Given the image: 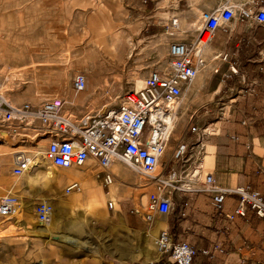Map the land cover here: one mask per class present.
Masks as SVG:
<instances>
[{"label":"crops","instance_id":"crops-1","mask_svg":"<svg viewBox=\"0 0 264 264\" xmlns=\"http://www.w3.org/2000/svg\"><path fill=\"white\" fill-rule=\"evenodd\" d=\"M100 1L102 3H93L84 5V7L106 8L104 2L108 4L113 2V5L120 11L122 22H131L130 24L137 28L138 38L153 37L152 42L159 41L160 43L163 40L168 42V45L172 41L192 42L195 40L202 24V12H216L226 3L235 10V16L228 27L237 23L243 26L252 24L260 26L258 32L253 36V38L257 37V59L252 60V64L244 71L248 80L235 81L238 74H232L229 70L230 62L236 68L238 65L233 62L235 53L228 44L232 36L222 33L227 27L225 30L218 28L210 43L202 48L201 55L207 59L203 68H199L196 77L183 85L179 109L183 105H190L191 109L187 118L182 115L178 116L174 133L169 140L167 139L166 148L159 159L158 170L155 173L157 175L155 176L161 179L166 178L170 170H176L179 181L188 185V189L173 188L171 184H167L163 188L162 194L170 202V211L168 213L155 211L152 213V218L145 221L144 214L147 212L149 195L158 193L157 188L160 182L157 178L152 181L144 178L145 181L141 180L138 172L131 170L119 161L112 163L108 168L111 174L112 172L115 174H112L113 183L110 184V186L113 185V188L111 189L109 186V190L105 191L101 185L104 196H98V199L101 211L104 210L105 205V208L120 218L121 224L126 230L133 234H141L142 241L135 242L131 258L138 255L137 250L146 248L144 243H148L151 237H156L161 230H167L174 235L175 239L189 243L196 250L192 264H261L264 259V218L258 217L252 210H247L243 216L234 215L232 218H228V215L233 214L236 205L235 197L226 195L220 206L215 207L212 192L205 190L201 181H188L185 174L189 170L188 166L198 163L200 174H211L217 187L227 189L237 185H249L255 190L264 192V27L237 16L240 8H255L254 1L262 6L264 0ZM36 6L43 7L42 5ZM48 8L54 9V0ZM172 18L177 19L174 27L171 26ZM93 26L89 29L85 28L83 34L86 36L89 33V39L91 38L95 43L97 40L99 41L96 43L97 45H94L99 48L87 49L100 57L95 62L98 65L92 66L90 54L85 55L82 61L90 63L91 67L95 68L98 80L104 84L102 69L99 67L103 68L104 66V60L109 52L105 42L113 30L103 33L104 28H101L100 34L95 32L90 37L92 32L98 30L93 29ZM101 40L103 43L100 42ZM42 47L43 45H41ZM115 54L121 59L120 61L116 60L111 67L123 71L125 63L119 48ZM220 56L223 57L224 63H227L225 71H220L219 66L215 68L210 66V61ZM30 61H32L30 67L34 66L35 78L36 61L34 59ZM54 62L59 63L57 60ZM69 63H71L69 58L65 62L59 63L60 72L66 77L71 74ZM84 65L88 67V65ZM154 65L162 69L161 66H156V63ZM20 67L27 68V66ZM237 70V73H240V69L237 68ZM118 73L120 74V71ZM64 95L68 106L74 108L68 112L64 107L65 112H68L67 114L70 116L84 108L95 113L97 102L92 99L91 95L83 96L89 100L88 102L86 99H79L77 102L78 97L70 96L67 92H64ZM84 103L87 106L82 108ZM103 107L101 105L99 110ZM194 123L198 124L200 128L211 123L212 127L208 134L200 137V130L197 133L189 130ZM0 131L3 130L0 129ZM8 133H4L5 140L12 142L10 145L13 146V149L3 151L1 150L3 145L0 143V197L17 193L19 196L14 195L18 198L17 210L20 208L29 210L33 203L36 204L40 201H54V196H41L44 189L54 192V184L59 183V181L54 182L55 171L52 166H44L46 161L39 159V163L33 166L32 171L21 175L13 174V152L22 150V148L17 147V143L10 139ZM47 142L46 138H41L33 143H25L33 150V153L27 151L33 157L31 160L42 158L39 155V150L40 147L45 150ZM182 142L187 144L189 161L180 166V162L173 159L172 153L176 145ZM95 161L94 158H88L80 167L63 168L64 171L60 172L64 176L62 181L69 183L74 180L79 185L77 180H86L87 177L100 180L103 170H99V165ZM42 169L44 170L42 171ZM67 171H73L75 174L72 176ZM41 180L42 182L38 183ZM81 197L87 199L89 196ZM108 201L113 202L112 208L107 207ZM52 207L54 213L53 204ZM18 215L21 216V213ZM214 246L220 248L221 251L214 249ZM202 250L210 252L203 255ZM159 259L160 254H152L147 262Z\"/></svg>","mask_w":264,"mask_h":264},{"label":"rangeland","instance_id":"rangeland-1","mask_svg":"<svg viewBox=\"0 0 264 264\" xmlns=\"http://www.w3.org/2000/svg\"><path fill=\"white\" fill-rule=\"evenodd\" d=\"M51 3L52 0H0V77H2L0 83L4 84L6 81L7 68L3 67L27 66L23 69L25 73L20 86L8 92L13 97H19L16 101L18 105L24 102L39 103L45 98L57 96L63 99L65 109L72 111L74 108H70L65 102L64 92H67L70 96L78 97L77 102L79 99H86L84 95H91L97 102L95 110L97 112L101 105L114 106L125 92L141 87L149 70L157 68L155 63L156 66L166 69L168 42L163 40L160 43L152 42L153 37L138 38L137 28L130 24L131 22H122L120 11L113 2L111 4L104 2L106 8H87L84 5L102 2L100 0H54V9L48 8ZM92 25H94L93 29L98 30L92 32L90 37L95 32L100 34L101 28H104L103 33L113 30L111 34L115 33L119 36V49L125 63L123 71L111 67L116 60L120 61L121 57L115 54L118 49L114 50L107 46L109 57L104 60V66L101 64L103 68L99 67L102 69L104 84L98 80L95 68H92L90 63L82 61L85 55L90 54L93 65L97 66L95 62L100 58L87 50L89 48L95 50L99 47L92 46L94 40L89 39V33L86 36L83 34L84 29L92 28ZM259 27L256 24L243 26L237 23L230 25L225 32H222L232 36L228 44L235 53L233 62L240 69V73H235L238 74L235 81L248 80L244 71L252 64V60L257 59V37L253 38V36L258 32ZM111 34L108 36H112ZM100 42L103 43L102 40ZM41 45H43L42 48ZM68 58L71 59L68 65L71 74L66 77L60 72L59 63L65 62ZM31 59L36 61L35 78H33L34 68L30 67V62L33 61H30ZM222 59L221 56L212 59L210 66L214 68L219 66L220 71L227 70V63H224ZM204 60L206 62L207 59ZM76 73H83L86 78V88L79 92H75L72 88V78ZM88 101L86 99V102ZM86 106L84 103L82 108ZM190 109V105H183L179 109V115L187 118ZM68 112L64 110V113L72 119L92 113L85 108L72 113V116L67 114ZM0 129L3 130L0 131V143L3 145L1 150H12L13 146L10 145L12 142L5 140L4 133L8 132L7 128L1 125ZM147 131L148 128H145V133ZM8 135L27 156L31 154L27 152L28 150L33 153V150L25 144L26 142L21 143L10 133ZM45 150L40 147L39 155L46 161L44 166L49 167ZM52 168L55 171L54 182L59 181V183L54 184V192L44 189L41 196L66 198L64 196L68 197L74 193L75 191L69 193L63 191L70 185L67 184L68 181H62L64 176L60 172L64 171L63 168ZM112 174L115 175L113 172ZM138 176L145 181L141 174ZM100 180L102 185L101 177ZM41 182L42 180L38 183ZM80 189L77 193L83 191L81 186ZM12 194L19 196L17 193ZM48 202L54 205V214L48 223L42 225L34 214L37 203H33L29 210L20 208L11 216L0 217V264H152L156 262L173 264L164 254H160L159 260L147 262L152 254H159L153 243L155 237H151L148 243H144L146 248L137 250L138 255L131 258L135 242L142 241L141 234H133L126 230L120 218L105 208V205L102 210L104 214L99 218L89 212L84 213L82 210L71 208L58 212L55 201ZM19 213H21V220L18 221ZM40 227L43 231L39 230ZM140 244L143 245V243Z\"/></svg>","mask_w":264,"mask_h":264},{"label":"built area","instance_id":"built-area-1","mask_svg":"<svg viewBox=\"0 0 264 264\" xmlns=\"http://www.w3.org/2000/svg\"><path fill=\"white\" fill-rule=\"evenodd\" d=\"M256 7H242L237 16L264 27V5L253 2ZM235 16V10L228 3L216 12L204 11L201 14V27L192 42L172 41L168 45V62L166 69L151 68L141 87L129 90L121 95L114 106L105 107L95 113H86L72 119L64 113V101L57 96L45 98L39 103L24 102L13 105L0 95V126L21 142L33 143L35 140H48L45 158L54 168H70L82 166L88 158H94L103 170L102 186L109 190L113 183V175L109 166L119 161L131 170L141 174L146 180H154L157 162L166 148L169 132L172 130L171 120L179 112L183 85L196 77L198 54L210 43L218 28L226 29ZM177 19H171V26H176ZM226 59V56H224ZM232 74L238 72L230 62ZM75 92L86 88L83 73H76L72 78ZM211 123L199 127L193 124L190 131H201L200 137L209 133ZM145 128H148L145 133ZM173 159L180 166L189 161L187 144L178 143L172 153ZM31 157L24 151L13 152V168L15 175L30 171ZM1 165V157H0ZM185 177L188 181H201L204 189L212 192L215 207H219L226 195L234 196L236 205L233 214L243 216L252 210L258 217L264 218V192L251 188L249 185H237L234 188H220L214 184L211 174H200L199 165L188 166ZM160 182L158 193H150L147 212L144 220L149 221L152 213H168L170 202L162 192L167 184L173 188L188 189V185L179 181L176 170H170L166 178H157ZM79 191L77 184L65 187L64 192ZM113 202L108 201L107 207L112 208ZM18 208V198L11 194L0 197V217L14 214ZM53 207L48 201H40L34 207V214L41 224L52 216ZM153 243L159 254H164L173 264H192L196 250L185 241L175 239L167 230H161ZM214 249L220 248L217 246ZM207 255L209 250H202ZM261 264H264L262 259Z\"/></svg>","mask_w":264,"mask_h":264},{"label":"bare ground","instance_id":"bare-ground-1","mask_svg":"<svg viewBox=\"0 0 264 264\" xmlns=\"http://www.w3.org/2000/svg\"><path fill=\"white\" fill-rule=\"evenodd\" d=\"M111 35L112 36H108V38L106 39V45L108 47L114 49V50L118 49L119 44H120V41L118 40L119 36L115 35V34H111ZM96 42L99 43L98 40ZM94 45H97V44L95 42H92V46H94ZM106 56L109 57V54H107ZM90 61L92 63V66H95V65H93L91 58H90ZM204 63H205V60H204L203 56L201 55V51H200L198 54V69L199 68L202 69L204 66ZM33 67L34 66H32V68ZM24 68H26V67H11V68L6 69V74H7L6 75V81L4 84L0 83V95H2V97H4L7 101L10 100L13 103H18L16 101L19 100V97H15V96L13 97V95L9 94L8 92L14 90V87L17 89L18 86H20L21 81H22L23 76H24V73H25V72H23ZM33 78H34V73H33ZM20 96H21V94H20ZM13 103H11V104H13ZM13 105H16V104H13ZM104 105H106V104H104ZM104 105H102V107ZM107 106L108 105L104 106L102 109L98 110L97 112L103 110ZM178 116H179V112H178V114H176L174 116V119L171 120L172 130L168 134L169 137L167 136L168 140H169L170 136L174 133V130H175L176 124H177L176 122H177ZM19 151H22V150H15L14 152H19ZM39 159L44 160L43 158H34L31 160L30 170H32V167L34 165H37L39 163L38 162ZM158 164H159V161L157 162L155 173L158 170ZM72 167H80V166H72ZM72 167H70V168H72ZM67 172L69 174H71L72 176H73V174H75V173H73V171H67ZM155 173H154V175H156ZM77 181L80 184L83 191L80 193H77L79 191H75L74 193H72L70 196H68L66 198H63V196H61V197L58 196V198H54V201H55L54 204L56 203V206H57L56 210L58 212H60L61 210L65 209V208H71L73 210H82V211H84V213L89 212L90 214L94 215L95 217H99V218L102 217L103 213H102L101 209H99L100 202H99L98 196H104V191L102 190L100 180H98L97 178L87 177L86 180H81V181L77 180ZM67 184H77V183L73 180ZM110 188L112 189L113 185H111ZM63 191H64V189H63ZM70 192H72V191H70ZM81 196H89V197L87 199H85V198H82ZM53 214L54 213L52 211V215ZM51 218H52V216H51ZM51 218H50V220H51ZM17 220L18 221L21 220V216H19ZM48 222H46V223H48ZM39 224H41V223H39ZM43 224H45V223H43ZM26 226L27 225H25V227ZM39 230L43 231V228L40 227Z\"/></svg>","mask_w":264,"mask_h":264},{"label":"trees","instance_id":"trees-1","mask_svg":"<svg viewBox=\"0 0 264 264\" xmlns=\"http://www.w3.org/2000/svg\"><path fill=\"white\" fill-rule=\"evenodd\" d=\"M152 264H158V263L156 262V263H152Z\"/></svg>","mask_w":264,"mask_h":264}]
</instances>
